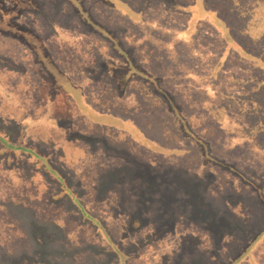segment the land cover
Masks as SVG:
<instances>
[{
  "label": "rangeland",
  "instance_id": "374dc122",
  "mask_svg": "<svg viewBox=\"0 0 264 264\" xmlns=\"http://www.w3.org/2000/svg\"><path fill=\"white\" fill-rule=\"evenodd\" d=\"M0 133V264H264V0H0Z\"/></svg>",
  "mask_w": 264,
  "mask_h": 264
},
{
  "label": "trees",
  "instance_id": "16d2710c",
  "mask_svg": "<svg viewBox=\"0 0 264 264\" xmlns=\"http://www.w3.org/2000/svg\"><path fill=\"white\" fill-rule=\"evenodd\" d=\"M127 7V9L129 10V11H131V9H130V7H128V6H126ZM113 37H115L114 35H112ZM117 38H113V39H111L110 41H113V43H114V47L115 48H118L119 47V45H118V43H117ZM249 56V55H248ZM131 63H127V65H130ZM0 141L2 142V143H4V142H6V145L7 146H9V147H13V148H17L16 146H15V144L14 143H12V142H9V141H7L6 139H4L3 137H1L0 136ZM5 144V143H4ZM79 205V206H78ZM78 207H79V210H81V208H82V206L78 203ZM31 241V240H30ZM24 255H26V254H24ZM31 257H33V252L32 251H30V254H29ZM34 258H36V255H34ZM121 264H122V262H121Z\"/></svg>",
  "mask_w": 264,
  "mask_h": 264
},
{
  "label": "crops",
  "instance_id": "0c3cea01",
  "mask_svg": "<svg viewBox=\"0 0 264 264\" xmlns=\"http://www.w3.org/2000/svg\"><path fill=\"white\" fill-rule=\"evenodd\" d=\"M0 136L3 137L4 139H6V137H4L1 133H0ZM6 140L8 141V139H6ZM0 143L3 144V145H5V146H7V145H6V142H4V143H5V144H4V143H2V142L0 141Z\"/></svg>",
  "mask_w": 264,
  "mask_h": 264
}]
</instances>
